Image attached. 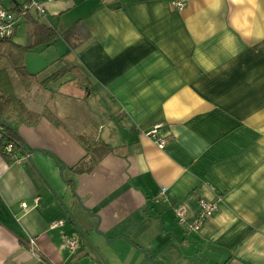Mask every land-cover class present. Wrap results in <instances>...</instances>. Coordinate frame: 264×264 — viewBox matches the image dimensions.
<instances>
[{
	"label": "crops",
	"instance_id": "0c3cea01",
	"mask_svg": "<svg viewBox=\"0 0 264 264\" xmlns=\"http://www.w3.org/2000/svg\"><path fill=\"white\" fill-rule=\"evenodd\" d=\"M171 1L40 0L88 36L49 47L45 79L75 72L31 92L38 122H3L27 156L0 153V264H264V0ZM75 134L112 149L91 173ZM203 201L215 213L186 231L176 208Z\"/></svg>",
	"mask_w": 264,
	"mask_h": 264
},
{
	"label": "trees",
	"instance_id": "16d2710c",
	"mask_svg": "<svg viewBox=\"0 0 264 264\" xmlns=\"http://www.w3.org/2000/svg\"><path fill=\"white\" fill-rule=\"evenodd\" d=\"M27 18L28 23L34 25V32L29 36L27 45H17L13 39L0 40V153L7 160L10 158L5 152L7 144L13 145L17 160L27 156V149L18 132L5 125L2 117L17 111L25 123L35 125L40 115L26 107L25 98L37 87L48 89L51 83L58 82L68 73L75 72L74 68L65 66L41 80L39 74L28 70L25 63L26 54L35 51L39 46L51 47L61 40H66L70 47L74 48L88 36L80 24L61 33L54 24L46 22L41 17L31 15ZM61 123L67 125L68 121L61 120ZM75 138L85 150L83 159L73 167L76 175L91 173L100 161L111 153V147L103 140L87 137L84 134H75Z\"/></svg>",
	"mask_w": 264,
	"mask_h": 264
},
{
	"label": "built area",
	"instance_id": "2783aa9c",
	"mask_svg": "<svg viewBox=\"0 0 264 264\" xmlns=\"http://www.w3.org/2000/svg\"><path fill=\"white\" fill-rule=\"evenodd\" d=\"M6 0H0V40L13 39L21 21H25L31 15L45 16L47 13L46 7L42 3H36L35 0H26V4H20L16 0H8L9 4L6 5ZM57 0H47V2H54ZM188 0H173L171 6L179 11H183L187 6ZM162 125H157L151 128L148 132V137L159 147L164 148L170 138L162 135ZM5 152L10 158L16 161L14 156V147L11 143L5 146ZM166 189L162 190L161 196L164 197ZM22 207L27 208V204L23 203ZM216 211V205L212 202L203 201L200 204L199 213L192 219L187 216L186 208L180 206L176 208V217L179 225L188 232L199 231L206 220L213 216ZM63 222L56 225L59 226ZM67 244L72 250L79 248V243L71 238L67 239ZM33 240L29 241L31 250L33 249ZM36 254V253H35Z\"/></svg>",
	"mask_w": 264,
	"mask_h": 264
},
{
	"label": "rangeland",
	"instance_id": "374dc122",
	"mask_svg": "<svg viewBox=\"0 0 264 264\" xmlns=\"http://www.w3.org/2000/svg\"><path fill=\"white\" fill-rule=\"evenodd\" d=\"M18 3L20 4H26V0H16ZM36 3H40V0H35ZM6 5L9 4V1L6 0L5 1ZM51 20V18H50ZM51 23L53 24V21L51 20ZM60 31H62V29H60ZM34 32V25L26 22V21H21V23L18 26V30H17V34L16 37L13 39L16 43H21L24 44L27 36H31L32 33ZM55 57V49L51 48L49 49V47H45V46H39L38 48L35 49V51L29 52L28 54H26L25 56V63L28 69H30V71H33L34 73H38L40 71H42L39 74L40 79L44 80L45 77L48 75V73H44V72H48V70H51L54 64H52L51 66H49L48 68H44L46 66H48L54 59ZM43 69V70H42ZM67 77L66 75L64 76V78ZM61 85V84H60ZM78 87L81 89H85L84 86L79 85ZM51 88L53 89H57V86H51ZM37 96H28L27 98H25V102L27 107H31L30 105H32V107H34L36 105L35 103V99ZM19 118H21L20 114L15 111V112H10L7 113L3 116L2 122L4 123H13L17 120H19ZM202 264V263H201Z\"/></svg>",
	"mask_w": 264,
	"mask_h": 264
},
{
	"label": "water",
	"instance_id": "95a60500",
	"mask_svg": "<svg viewBox=\"0 0 264 264\" xmlns=\"http://www.w3.org/2000/svg\"><path fill=\"white\" fill-rule=\"evenodd\" d=\"M63 169H64V170L66 169V166H65V165H63ZM72 182H74V180H72Z\"/></svg>",
	"mask_w": 264,
	"mask_h": 264
}]
</instances>
